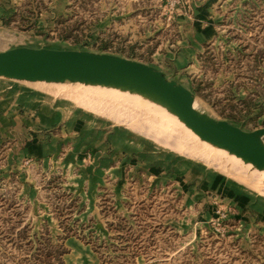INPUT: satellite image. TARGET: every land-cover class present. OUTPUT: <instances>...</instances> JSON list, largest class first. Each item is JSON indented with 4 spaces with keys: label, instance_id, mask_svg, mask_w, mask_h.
Returning <instances> with one entry per match:
<instances>
[{
    "label": "rangeland",
    "instance_id": "obj_1",
    "mask_svg": "<svg viewBox=\"0 0 264 264\" xmlns=\"http://www.w3.org/2000/svg\"><path fill=\"white\" fill-rule=\"evenodd\" d=\"M18 46L144 62L206 114L264 127V0H0V50ZM86 88L102 90L0 76L15 128L0 136V264H264L261 171L91 108Z\"/></svg>",
    "mask_w": 264,
    "mask_h": 264
},
{
    "label": "water",
    "instance_id": "obj_2",
    "mask_svg": "<svg viewBox=\"0 0 264 264\" xmlns=\"http://www.w3.org/2000/svg\"><path fill=\"white\" fill-rule=\"evenodd\" d=\"M0 76L112 86L151 96L202 140L264 170V127L246 131L194 107V95L154 66L111 53L18 46L0 50Z\"/></svg>",
    "mask_w": 264,
    "mask_h": 264
},
{
    "label": "bare ground",
    "instance_id": "obj_3",
    "mask_svg": "<svg viewBox=\"0 0 264 264\" xmlns=\"http://www.w3.org/2000/svg\"><path fill=\"white\" fill-rule=\"evenodd\" d=\"M75 83H79V82H75ZM86 85L102 87L101 88L102 90L100 91L99 90L95 91L94 89L88 90L86 88L87 90L85 89L83 93L81 94L76 93L78 97L77 99L88 104L89 107L91 106V108L102 111L105 114L109 116L111 115L112 117L118 120H125L128 124L131 123L132 126L145 130L148 134L152 133L151 135L153 134L155 135L156 131H160L166 136L165 140L163 141L169 143L170 145L174 144V141L176 142L178 141L177 139L180 138H185L187 142L188 141L187 137H189L195 140L196 142H200V144L204 146L206 145L207 147L213 149L214 151L220 152L222 154H228L232 156L234 159H238L241 163L245 165H249L253 169H256L251 163L242 161L240 157H237L234 154L229 153L226 149L217 147L205 140H202L188 126H186L184 122L180 120L175 114L168 111V109L165 106H162L161 104L157 103L155 99H153L151 96L145 93L127 90L123 88H116L112 86L92 85V84H86ZM134 122L136 123L137 126L134 125ZM140 122L142 124H145V126L141 125ZM188 143L192 144L191 141ZM194 148L197 150L196 147ZM256 170L261 171L258 172V174H260V176L258 177V184L264 187V170L263 169H256Z\"/></svg>",
    "mask_w": 264,
    "mask_h": 264
},
{
    "label": "crops",
    "instance_id": "obj_4",
    "mask_svg": "<svg viewBox=\"0 0 264 264\" xmlns=\"http://www.w3.org/2000/svg\"><path fill=\"white\" fill-rule=\"evenodd\" d=\"M196 29L199 30V27H197ZM202 31H204V32H210L211 31L212 32V29L211 28H206L205 30H202ZM194 33H199V32L196 31ZM194 33L192 34V37H191V34H184L183 35V45L186 44L187 39L189 40L191 38L190 42H192V39H193V37L195 35ZM201 34L203 35L205 33H201ZM192 56H193V53H192L191 48H187V47L182 48V50L179 52V55H178L179 58H183V59L191 58ZM228 76H231V75L229 74ZM8 107H10V104H7V107L4 108V109H0V136H5V134L7 132H9L10 130L15 129L14 127L11 128L12 126L9 125L10 118L7 115H5L6 110L8 109ZM17 118H18V120L20 119V117H17ZM21 119H23V121H25L24 117H22ZM12 123H14V121H12ZM28 124L32 125V126L35 125V123L30 124L29 122H28ZM19 126H21V124H19ZM19 126H17V127H19ZM15 127H16V125H15ZM17 131H19V130H17Z\"/></svg>",
    "mask_w": 264,
    "mask_h": 264
}]
</instances>
